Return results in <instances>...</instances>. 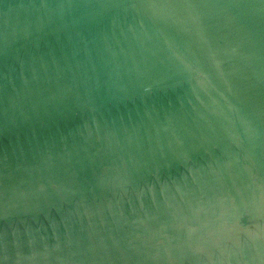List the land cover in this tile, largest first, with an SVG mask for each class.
<instances>
[{"label":"water","instance_id":"obj_1","mask_svg":"<svg viewBox=\"0 0 264 264\" xmlns=\"http://www.w3.org/2000/svg\"><path fill=\"white\" fill-rule=\"evenodd\" d=\"M0 264H264V0H0Z\"/></svg>","mask_w":264,"mask_h":264}]
</instances>
